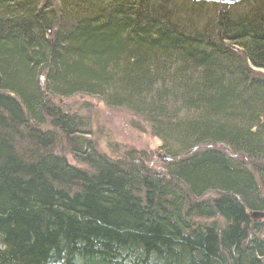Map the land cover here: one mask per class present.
<instances>
[{
	"label": "trees",
	"instance_id": "obj_1",
	"mask_svg": "<svg viewBox=\"0 0 264 264\" xmlns=\"http://www.w3.org/2000/svg\"><path fill=\"white\" fill-rule=\"evenodd\" d=\"M256 69L264 0H0V264H264ZM77 94L141 117L164 173L96 148Z\"/></svg>",
	"mask_w": 264,
	"mask_h": 264
},
{
	"label": "rangeland",
	"instance_id": "obj_2",
	"mask_svg": "<svg viewBox=\"0 0 264 264\" xmlns=\"http://www.w3.org/2000/svg\"><path fill=\"white\" fill-rule=\"evenodd\" d=\"M256 70L264 74V70ZM55 100L68 107L73 114L85 119L84 130L89 133L87 136L100 151L116 159L127 149L144 150L147 152L149 165L164 173L162 160L164 152L157 149L160 140L150 132V128L143 123L141 117H137L124 107H108L97 97L89 95L77 94ZM214 147L231 153L221 144H215ZM236 156L245 159L240 154ZM69 160L73 162L70 157ZM258 218L259 216L255 219ZM262 235L264 236V231Z\"/></svg>",
	"mask_w": 264,
	"mask_h": 264
},
{
	"label": "water",
	"instance_id": "obj_3",
	"mask_svg": "<svg viewBox=\"0 0 264 264\" xmlns=\"http://www.w3.org/2000/svg\"><path fill=\"white\" fill-rule=\"evenodd\" d=\"M194 1L222 3V4L232 5V4L240 3V2H242L244 0H194ZM163 160L168 161V160H171V158L168 157V156H165V157H163ZM250 215H251L252 218L255 219L258 216H264V212L253 211Z\"/></svg>",
	"mask_w": 264,
	"mask_h": 264
}]
</instances>
